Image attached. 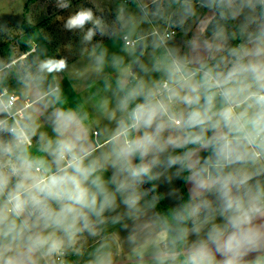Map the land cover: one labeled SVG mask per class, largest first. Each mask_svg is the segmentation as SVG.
Masks as SVG:
<instances>
[{
	"label": "rangeland",
	"instance_id": "374dc122",
	"mask_svg": "<svg viewBox=\"0 0 264 264\" xmlns=\"http://www.w3.org/2000/svg\"><path fill=\"white\" fill-rule=\"evenodd\" d=\"M83 10L91 11L92 20L82 29H68L67 20ZM216 15L224 21L231 18L233 25L223 26L207 37L206 28ZM29 25L36 28L29 38L34 56L26 61L19 36ZM169 27H176L177 33L164 38L162 34ZM89 29L94 35L85 40ZM262 31L264 0H213L210 5L201 0H0V89L18 95L20 105L24 100L31 102L25 115H33L49 150L46 155L34 141L32 147L8 138L0 142V264H55V255L61 248L67 251L68 264H163L167 259L162 252L169 255V260L179 262V253L172 255L163 250L164 240L157 244L156 232L150 234L149 248L144 252L139 247L121 251L114 237H99L95 232L80 245L77 254L72 250L75 235L69 237L72 246L63 243L70 233L63 228V221L67 217L65 205L71 201V185L67 182L53 189V206L34 219L17 207L19 195L42 177H47V182L53 175L61 176L55 159L61 152L60 144L74 148L84 134L92 138L102 133V125L95 117L89 118L101 106V85H109L112 96L125 103V87L132 82L134 85L137 79L144 95L148 94L151 76L176 84L179 73L172 51L189 56L191 62L184 68L192 75L212 76L221 82L226 74L242 79L254 90L260 84L264 87V35L258 36ZM124 36L135 39L137 45H126ZM141 43L142 50L138 51ZM48 59H64L67 66L60 72L48 73L41 67ZM34 63L36 69L31 73ZM252 71L261 83L254 81ZM4 116L0 105V120ZM121 118L113 124L112 131L123 126ZM25 124L34 140L27 118ZM157 125L152 130L160 135L163 125ZM137 129L141 130V126ZM259 135L264 137V131ZM113 141L111 145L136 154L134 148H127L122 135ZM36 166L42 171H37ZM139 186L136 197L146 201L147 194L141 183ZM225 190L213 189L192 208L198 211L219 206L227 199ZM229 190L226 192L231 197L240 189ZM98 198L100 204L109 195ZM107 203L109 208L115 206V201Z\"/></svg>",
	"mask_w": 264,
	"mask_h": 264
},
{
	"label": "crops",
	"instance_id": "0c3cea01",
	"mask_svg": "<svg viewBox=\"0 0 264 264\" xmlns=\"http://www.w3.org/2000/svg\"><path fill=\"white\" fill-rule=\"evenodd\" d=\"M171 55L176 61L179 76L169 92L158 99L157 90L167 79L151 76L148 94L144 95L137 79L131 87L134 110L130 114L125 92V103H121L112 96L109 85H101L98 90L101 106L94 116L89 114V118L92 120L95 117L102 125V133L92 138L84 134L71 152H64L63 156L61 152L55 155L56 162L59 161L56 171L61 176H77L81 187L87 190L85 204H76L71 200L65 205L67 217L63 221V228H68L70 233L63 243L72 246L69 237L75 235L72 250L79 254L80 245L88 240L89 235L97 232L99 237H114L121 251L139 247L144 252L149 248L151 233L159 235L157 244L169 236L149 197L146 196V201L143 197L141 201L136 197L140 187L136 175H133L137 155L111 145L117 136L122 135L127 148L135 147L138 150L141 168L152 174L155 188L169 206L177 208L182 203L181 180L185 163L189 170L186 187L190 197L196 201L193 206L213 189H226L227 199L214 206V213L186 230L182 253L189 261L198 251L204 250L212 264H224L229 256H235L236 264H264V137L255 138L264 131V106L256 100L257 95H264V87L260 84L254 90L242 79L224 74L221 82L214 77L225 92L220 95L212 76L199 74L197 78L184 68L185 64L191 62L188 55L174 51ZM178 67H182V70ZM253 74L254 81L261 83L257 74ZM107 79L110 80L109 77ZM226 112L230 115L228 120L224 118ZM120 116L123 126L119 130L114 127L112 131L113 124H117ZM132 116L136 117L135 121L131 120ZM26 118L33 141L48 155L49 150L33 115L27 114ZM157 124L163 125L160 135L152 130ZM140 126L141 130H138ZM188 134L193 138L206 137L187 154L185 161L183 149ZM70 163L80 164L87 178L74 172L69 167ZM68 184L73 188L70 182ZM250 186L253 188L245 191ZM229 188L240 190L230 197L226 192L230 191ZM104 194L109 198L99 204L98 197ZM93 198L95 204L92 203ZM108 200L115 201V206L109 208ZM228 201L233 203L231 209L226 206ZM244 212L249 213L252 219L242 226V230L252 236V242L245 243L236 253L218 251V244L233 231L230 218ZM112 221L116 223L111 225ZM108 223L111 227L106 226ZM221 230L224 237L214 241L213 237ZM162 254L167 259L163 264H170L169 255ZM175 264L183 262L177 261Z\"/></svg>",
	"mask_w": 264,
	"mask_h": 264
},
{
	"label": "trees",
	"instance_id": "16d2710c",
	"mask_svg": "<svg viewBox=\"0 0 264 264\" xmlns=\"http://www.w3.org/2000/svg\"><path fill=\"white\" fill-rule=\"evenodd\" d=\"M232 25H233V21L231 18L227 19V21H224L219 15H216L210 21V23L206 28L205 31L206 36L207 37L211 36L213 33H215L223 26L229 27ZM35 30L36 28L34 25L25 26V33L19 36V40L21 42V50L24 54H27L25 57L26 61H30L32 56H34V54L30 52L31 47L29 45V38L35 33ZM263 35H264V31L259 33L258 36H263ZM35 69H36V63H34L30 67L29 72L32 73L35 71ZM198 75L195 74L197 78L200 77V75L199 76ZM133 83L134 82H132L131 84H127L124 90L125 98L129 104L130 114H133V110H134V103L131 97V87ZM127 123L131 125L128 119H127ZM129 131L132 132L131 128H129ZM188 135H189L188 141L183 149V155L185 161L187 154L190 151L197 148L199 144L206 137V135H201L198 138H193L190 134ZM134 151L137 154L136 171H138L139 169H142L140 163L141 157L138 150L135 147H134ZM188 176H189V170L185 163L184 175L181 180L182 203L179 207L173 208L165 202L163 195L155 188L154 178L150 172L147 171L146 174L142 173L140 175H136L138 181L141 183L143 187V190L146 192L147 196L149 197L153 206L157 210L160 218L164 222L169 232V236L162 243L163 250L168 254H173L174 252L179 253V259L180 261L183 262V264H191V261H189L182 253L186 230L214 213V206H210L209 208L198 211H196L195 208H192L193 204H195L196 201H194L190 197L186 187ZM42 187H43L42 183L37 182L31 187L24 189L19 195L20 197L19 206L22 209L26 210L32 219L40 216L47 210L51 209L54 203L53 190L52 193H49L47 191H41L40 189ZM252 188L253 186H250L249 188H246L245 191L251 190ZM176 262L177 261L175 259L169 260L170 264H175Z\"/></svg>",
	"mask_w": 264,
	"mask_h": 264
},
{
	"label": "clouds",
	"instance_id": "9594fccd",
	"mask_svg": "<svg viewBox=\"0 0 264 264\" xmlns=\"http://www.w3.org/2000/svg\"><path fill=\"white\" fill-rule=\"evenodd\" d=\"M62 7H67V5H62ZM92 20V13L88 10L79 11L74 16H71L67 22L66 27L68 29L73 28H83L85 24ZM94 35L92 29H89L84 37L85 40H91ZM67 64L64 59H48L41 65L43 70H46L48 73L60 72L66 68ZM257 103L264 106V95H259L256 98ZM225 120L230 119V115L228 112L224 114ZM151 122V117H149L148 123ZM177 123H179L177 121ZM61 156H63L64 152H71L72 146L70 144L62 143L60 144ZM69 167L74 169V172L85 175L80 164H69ZM146 174L147 169H139L134 172L133 175ZM85 175V179H86ZM70 182L73 185L74 191L69 194V199H71L76 204H85L87 197V190L81 187V181L77 178V176H60L57 177L55 175L48 178L47 182H41L43 187L40 189L41 191H47L52 193V190L57 188L58 186ZM39 187V186H38ZM95 198L92 199V203L95 204ZM227 208L231 209L233 207V203L231 201L227 202ZM19 207V205H17ZM237 211H239V205L236 206ZM258 211V210H257ZM251 215L247 212L242 214L233 216L230 218L229 223L233 231L223 238L222 243L218 244V251H221L224 254L227 253H236L238 250L245 244L252 242V236L248 233H245L242 230V226L251 222ZM221 237H224V231L221 230L213 237L214 241H219ZM191 264H212L211 259H209L207 253L204 250L198 251L191 258ZM224 264H236L235 256H229L224 260Z\"/></svg>",
	"mask_w": 264,
	"mask_h": 264
},
{
	"label": "built area",
	"instance_id": "2783aa9c",
	"mask_svg": "<svg viewBox=\"0 0 264 264\" xmlns=\"http://www.w3.org/2000/svg\"><path fill=\"white\" fill-rule=\"evenodd\" d=\"M127 1V0H125ZM177 33L176 27L167 28L162 36L164 38H171ZM124 42L128 46L137 45V41L130 40L127 36H124ZM180 70V68L178 67ZM195 73V72H194ZM193 73V75H194ZM217 84V92L220 95H224L225 92L223 88L215 81ZM172 88V85L167 81H163L161 87L157 90V97L162 96V94L169 92ZM262 95V94H260ZM20 97L6 88L0 89V105L4 109L5 116L2 120H0V142L4 138H8L9 140H14L17 143L22 144L25 147H32L33 140L28 133L25 124V110H27L31 102L28 100H24L23 104L20 105ZM179 122V121H178ZM177 123V122H176ZM257 139H263L261 135H256ZM37 171H42L40 166H36ZM47 177H42L38 182L46 183ZM55 264H68L67 260V251L63 248L58 249L55 259Z\"/></svg>",
	"mask_w": 264,
	"mask_h": 264
},
{
	"label": "water",
	"instance_id": "95a60500",
	"mask_svg": "<svg viewBox=\"0 0 264 264\" xmlns=\"http://www.w3.org/2000/svg\"><path fill=\"white\" fill-rule=\"evenodd\" d=\"M201 2L204 5H210L213 2V0H201ZM142 46H143V44L141 43L139 45V47H138V51H141L142 50ZM133 71H135V69H133Z\"/></svg>",
	"mask_w": 264,
	"mask_h": 264
}]
</instances>
